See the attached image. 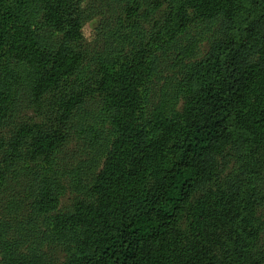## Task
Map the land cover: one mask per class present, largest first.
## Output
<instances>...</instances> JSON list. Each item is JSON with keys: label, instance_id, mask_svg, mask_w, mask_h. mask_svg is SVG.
Segmentation results:
<instances>
[{"label": "trees", "instance_id": "1", "mask_svg": "<svg viewBox=\"0 0 264 264\" xmlns=\"http://www.w3.org/2000/svg\"><path fill=\"white\" fill-rule=\"evenodd\" d=\"M95 2L0 0V263L264 264V0Z\"/></svg>", "mask_w": 264, "mask_h": 264}, {"label": "rangeland", "instance_id": "2", "mask_svg": "<svg viewBox=\"0 0 264 264\" xmlns=\"http://www.w3.org/2000/svg\"><path fill=\"white\" fill-rule=\"evenodd\" d=\"M95 1H100V0H84V5L86 8L93 6L95 10L100 11L97 5H92L96 3ZM104 17L105 16L102 14H97V16L85 22L83 26V31L85 34V38L87 39L88 42L93 43L95 40H97L98 27H99V24L104 21ZM73 199H74V195H71V193H68L63 200V205L71 204L73 202ZM0 261H1V258H0Z\"/></svg>", "mask_w": 264, "mask_h": 264}]
</instances>
